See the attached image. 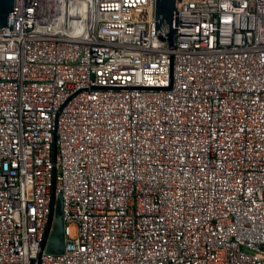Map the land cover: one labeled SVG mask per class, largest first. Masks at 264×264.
Instances as JSON below:
<instances>
[{
  "label": "built area",
  "instance_id": "1",
  "mask_svg": "<svg viewBox=\"0 0 264 264\" xmlns=\"http://www.w3.org/2000/svg\"><path fill=\"white\" fill-rule=\"evenodd\" d=\"M156 6L15 0L0 264H264V0L178 2L174 48Z\"/></svg>",
  "mask_w": 264,
  "mask_h": 264
},
{
  "label": "water",
  "instance_id": "2",
  "mask_svg": "<svg viewBox=\"0 0 264 264\" xmlns=\"http://www.w3.org/2000/svg\"><path fill=\"white\" fill-rule=\"evenodd\" d=\"M182 0H157L155 24L156 34L161 42L166 43L169 48L175 47L178 11L177 3ZM15 11V0H0V29L10 28L13 31V15ZM56 153V149H55ZM50 234L49 240L48 236ZM48 240V243H46ZM43 249L47 254L61 255L65 252L63 196L57 194L56 189L52 191V214L47 229Z\"/></svg>",
  "mask_w": 264,
  "mask_h": 264
}]
</instances>
